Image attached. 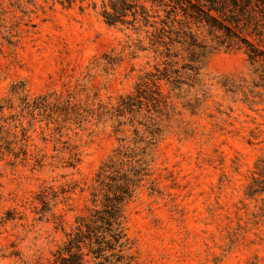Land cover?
I'll use <instances>...</instances> for the list:
<instances>
[{
  "label": "rangeland",
  "instance_id": "1",
  "mask_svg": "<svg viewBox=\"0 0 264 264\" xmlns=\"http://www.w3.org/2000/svg\"><path fill=\"white\" fill-rule=\"evenodd\" d=\"M95 1L0 0V104L10 141L0 154V264H57L76 217L93 208L98 167L117 146L108 123L82 111L80 125L63 121L54 106L114 105L165 59L150 46V27L108 25ZM144 3L152 20L164 17ZM192 29L210 43L205 26ZM199 79L187 96L198 97L193 111L170 97L174 112L149 180L126 205L127 264H264V194H245L264 153V72L242 50L219 47ZM13 87L29 101L46 97L52 110L25 109Z\"/></svg>",
  "mask_w": 264,
  "mask_h": 264
},
{
  "label": "trees",
  "instance_id": "2",
  "mask_svg": "<svg viewBox=\"0 0 264 264\" xmlns=\"http://www.w3.org/2000/svg\"><path fill=\"white\" fill-rule=\"evenodd\" d=\"M58 1L66 7L74 2ZM98 1L106 24L133 30L150 27V46L165 59L162 66L155 65L141 75L134 90L120 95L114 105L99 104L89 110L64 100L54 106L63 121L71 119L80 125L86 119L82 112H86L96 123H108L117 140L95 173L93 208L76 217L74 230L56 251L57 264H83L86 257L94 264H127L132 259L125 228L126 205L149 180L156 148L174 112L170 97L184 99L183 107L190 111L198 106V97L192 101L187 96L200 84L199 70L210 51L219 47L242 50L250 64L264 72V21L255 15L256 9L264 13V0H150L163 8L165 15L159 20L151 19L156 15L150 13L146 0ZM91 4L96 8L95 0ZM179 12L181 18H177ZM192 25L205 26L210 43L200 39ZM160 82L167 87L165 93ZM12 93L25 109L52 110L46 97L31 101L27 94L19 97L22 87H13ZM4 106L0 104V154L10 150L8 129L1 116ZM253 174L245 192L250 198L264 194V153L254 163ZM148 188L156 191L152 180Z\"/></svg>",
  "mask_w": 264,
  "mask_h": 264
}]
</instances>
